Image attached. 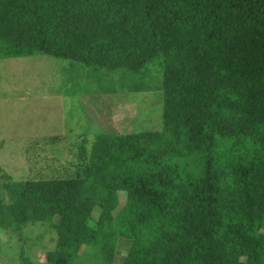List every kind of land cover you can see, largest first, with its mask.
I'll return each mask as SVG.
<instances>
[{
  "label": "trees",
  "instance_id": "trees-1",
  "mask_svg": "<svg viewBox=\"0 0 264 264\" xmlns=\"http://www.w3.org/2000/svg\"><path fill=\"white\" fill-rule=\"evenodd\" d=\"M36 54L155 64L161 128L96 133L65 178L0 166V228L48 222L49 264H264V0H0V59Z\"/></svg>",
  "mask_w": 264,
  "mask_h": 264
},
{
  "label": "rangeland",
  "instance_id": "rangeland-1",
  "mask_svg": "<svg viewBox=\"0 0 264 264\" xmlns=\"http://www.w3.org/2000/svg\"><path fill=\"white\" fill-rule=\"evenodd\" d=\"M145 69L108 71L46 54L0 59V166L13 180L65 178L76 147L96 133L159 130L163 75L155 64ZM55 237L45 221L21 235L0 228V264H21V255L49 264ZM126 243L118 238L116 261Z\"/></svg>",
  "mask_w": 264,
  "mask_h": 264
}]
</instances>
